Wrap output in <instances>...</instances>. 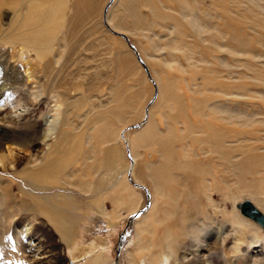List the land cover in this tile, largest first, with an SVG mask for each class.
<instances>
[{"label":"rangeland","instance_id":"374dc122","mask_svg":"<svg viewBox=\"0 0 264 264\" xmlns=\"http://www.w3.org/2000/svg\"><path fill=\"white\" fill-rule=\"evenodd\" d=\"M11 1L0 6V82L11 86L0 99L8 101L0 128L38 135L0 163V264H88L100 253L109 264H264V229L236 208L249 200L264 213V0H83L81 20L79 0H68L44 59L11 39L19 13ZM19 1L23 12L27 1ZM149 109L157 134L138 160L169 168L167 201L162 178L150 184L146 171L135 174L129 139ZM57 116L63 138L47 137ZM234 132L242 135L232 140L243 147L240 157L206 162L211 144ZM108 147L122 154L113 166ZM49 155L62 171L35 188L28 177ZM125 176L137 205L120 199ZM46 198H66L69 240L37 210L35 200ZM32 239L42 245L37 260Z\"/></svg>","mask_w":264,"mask_h":264},{"label":"bare ground","instance_id":"6f19581e","mask_svg":"<svg viewBox=\"0 0 264 264\" xmlns=\"http://www.w3.org/2000/svg\"><path fill=\"white\" fill-rule=\"evenodd\" d=\"M26 1H27V7H26V10H24L23 12H20L21 11L20 6H22L23 1H21L20 3L19 0H12L10 3L12 7L19 9V13H17L16 16L14 15L15 20L13 21V24H15L18 31L15 34H13V37L11 39L15 42L22 41L23 45H27L26 46L27 48H31L35 52L38 58L44 59L53 53V49L56 44L55 42L57 40V36L59 32L64 28L65 21H66L65 9L67 8L68 0H26ZM180 1L183 3V0H180ZM83 2H84L83 0H79L78 6H77V3L74 4L75 18H77L78 20L82 19V15H83L82 12L84 11ZM3 3H5V0H0L1 7ZM124 5L127 6L128 2L125 1ZM152 5L155 7L153 3ZM155 13L158 14L157 11H155ZM161 15H163V13L159 14L158 16L160 17ZM132 17H134L137 23H142V18L138 16L137 13H134ZM0 19H1V16H0ZM121 22H123L122 19H121ZM190 22L193 23V27H196V28L203 27L201 22H198L197 19L192 18ZM0 26L1 27L3 26L1 21H0ZM116 26L120 29L127 30L126 28H124L123 24L117 23ZM120 66H121V63H120ZM10 90H11V86L5 84L4 82H0V99L4 98L6 95H9L8 93ZM7 102H8L7 100H3L2 103L0 104V107L2 104L5 105ZM34 105L33 106L36 107L37 104L35 103ZM17 106H19V103L14 104V108ZM59 109L61 110V106L57 107L58 113H59ZM152 110L150 111L149 109L150 111L148 113L149 118L146 124L143 127H141L140 131L134 134L133 137L130 136V139L128 138L130 140L131 145L133 146L132 147L133 156L137 160H138V157L140 156L139 149L141 147L150 146L152 143L150 142L151 138H154V135L157 134L156 132H154L156 127L153 124V121L150 120V116H152ZM195 114L197 118H199V120L204 118V112H201L198 109L195 110ZM58 119L59 118L57 116L53 118L51 121H48V127L46 130L47 137L53 136L54 134H56L57 139L63 138L62 131L58 127ZM204 122L206 123V126L208 127L210 121L209 122L204 121ZM15 123H17L16 120H15ZM214 126L215 124L210 125V129H213ZM239 134L240 133L238 132H234L232 137H228L225 139L221 138L220 141L212 143L211 145L213 147H210V149L214 153L211 151L209 152L206 151L204 153L205 156L207 155L206 162L213 163V157L214 159L215 158L216 159H220V158L226 159L229 157H232L231 159H233L234 157L239 156L237 154H240V152L242 153L241 150H243V147L239 144L232 145V140L235 141V144L242 141V138H240L242 135H239ZM37 135H38V131L37 130L33 131L32 129L27 130V131H21L20 129H17V128H14L11 130L10 128L9 129L3 128V127L0 128V163L5 164L6 159L13 161L16 155L19 154L18 150L20 149L23 151L26 150L27 142L34 141L33 138H35ZM114 139H116V137L112 138V140ZM227 144H231L233 147H228ZM160 147L162 151L165 154H167V160L169 161L170 160L169 144L167 142H164L160 145ZM118 153H119L118 151L115 152V148L112 149L111 147H108L106 150V153H104V155L107 158L106 163L108 162L109 165L111 164L113 166L114 161L122 160V157H121L122 154L121 153L118 154ZM171 154L172 155L174 154L173 150ZM216 154H220V155L218 156ZM50 155L48 156V158L45 159L43 164H41L40 166H37V168L32 170L30 173L31 177H28V179H31L34 182V185L36 186L35 188L43 187L41 184L45 185V184L56 183L57 179L55 178V176L57 174H60V172L62 171V167L58 166L56 163L50 160L51 159ZM239 160L240 158L234 159V164H237ZM142 171H146L147 174L149 175L150 177L149 180H151L150 184L157 183L162 178L163 186L165 190V193H164L165 200L164 201H167L166 198L168 195V190H169L170 182L172 179V175H171V172L169 171V168L168 167H165L164 169L162 168L160 172L159 168H156L153 165V162H151V159L148 157V159H145L144 162L138 160V166L136 167V172H135L137 178H139L138 172H142ZM119 182H120L119 187H121L123 190V191L121 190L122 196L120 195L121 196L120 199L122 201H124L125 199L128 202L129 206L137 205L140 201L139 196L136 195L134 191L128 185L126 176L121 178ZM193 184H195V182ZM41 189H45V188H40L39 190ZM7 190L10 191L11 189L7 188ZM158 190L159 188L156 189L157 193H158ZM132 194L135 196V198L132 196ZM36 197L41 198L37 195ZM46 199H43V200L36 199L35 200V203H36L35 206L37 210H39L40 213L44 214L48 218V220L54 225L56 230L61 234V236L65 240H69L68 237L70 234V230L65 225V214L63 212L64 209L68 207L67 203L65 202L66 198L65 199L63 198L60 200H51V199L46 200ZM242 203L243 202H240L236 205V208L240 211L241 215H243L245 218L250 219L252 222H254L259 227L264 229L258 222H256L252 218L243 214L242 209L240 207ZM154 208H155V205H153L150 211L147 213V215L144 216L142 223H144L147 219H149L152 216L153 212L155 211ZM241 224H243V222H241ZM32 229L33 227L30 223L26 224L23 229L24 235L31 236ZM30 242L32 246L31 248H33L32 249L33 253H35L34 258L37 260V257L39 255L38 253H36L38 251H36L35 248L37 250H40L42 245L40 244V242L36 243L33 239L30 240ZM255 252H258V251H255ZM101 254L102 253L98 254L92 261L90 260L91 262H89L88 264H109L108 258ZM41 262L42 261H40V263Z\"/></svg>","mask_w":264,"mask_h":264},{"label":"water","instance_id":"95a60500","mask_svg":"<svg viewBox=\"0 0 264 264\" xmlns=\"http://www.w3.org/2000/svg\"><path fill=\"white\" fill-rule=\"evenodd\" d=\"M149 207L147 205L146 209ZM241 209L244 215L252 218L256 222H258L263 228H264V213H262L256 206H254L249 200L244 201L241 204ZM141 213H137L134 216H132L131 220L138 217ZM120 254V251H117V255Z\"/></svg>","mask_w":264,"mask_h":264}]
</instances>
